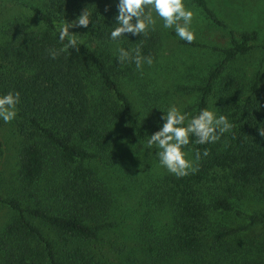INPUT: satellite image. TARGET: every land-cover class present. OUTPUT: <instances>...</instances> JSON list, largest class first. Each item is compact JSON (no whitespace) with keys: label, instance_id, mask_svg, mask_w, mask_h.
<instances>
[{"label":"trees","instance_id":"16d2710c","mask_svg":"<svg viewBox=\"0 0 264 264\" xmlns=\"http://www.w3.org/2000/svg\"><path fill=\"white\" fill-rule=\"evenodd\" d=\"M189 2L214 24L221 23L207 0ZM84 8L93 13L95 26L90 22L86 29L69 31L83 39L85 47L52 59L48 49L61 46L56 26L63 19L74 20ZM32 9L42 28L13 24L0 41V94L20 93L16 129L21 137L18 190L14 195L0 194V205L16 213L0 236V264H105L90 244L114 227L115 198L99 179L96 164L115 163L117 145L123 142L120 140L126 138L139 145L157 129L159 112L151 100H135L121 86L128 75L144 74L148 66L139 72L132 63L117 62L116 44L107 38L114 22L115 0H42L40 7ZM130 39L121 37L120 45H140L143 55L157 58V30ZM256 40L254 30L230 32L221 61L203 84L189 87L198 91L193 112L208 106L226 65L246 54ZM259 46L264 50V42ZM92 75L99 83L94 97L87 85ZM232 86L231 80H223L225 92ZM217 106L219 113L231 121V131L215 143L190 145L208 152L195 173L180 178L167 173L151 183L139 206L141 213L129 212L140 218L145 239L142 248L121 241L124 254L110 264H171L177 258L185 264L187 257L201 263L238 231L211 230L209 208L234 212L229 195H242L237 186H252L264 198V79L251 80L240 100H229L221 94ZM49 161L65 170L45 180ZM27 199L36 201L26 204ZM160 212L168 214L169 228L164 235L153 237L154 218ZM247 217L252 224L264 223V211ZM35 221L53 237H47Z\"/></svg>","mask_w":264,"mask_h":264},{"label":"rangeland","instance_id":"374dc122","mask_svg":"<svg viewBox=\"0 0 264 264\" xmlns=\"http://www.w3.org/2000/svg\"><path fill=\"white\" fill-rule=\"evenodd\" d=\"M41 2L42 0H0V41L4 38V31L13 24L27 29H41L42 25L37 22L32 9L40 7ZM207 4L220 24H214L205 12L191 5L188 0V6L192 7L195 13L194 45L183 43L170 31L158 28L160 45L153 65L148 66L144 74L128 75L125 83L121 85L135 100L149 98L156 106L158 116L160 110L170 103L185 104L191 101L187 104L186 110H193L198 99V91L189 87L203 84L209 72L221 61V50L229 46L230 32L254 30L257 33V40L255 46L246 54L226 65L208 102L210 98L217 97L215 101L217 106L221 94L229 100H240L247 94L251 80L264 79V50L259 46L264 42V0H207ZM224 79L233 82V86L226 92L222 88ZM87 85L88 92L94 97L99 86L97 78L92 75ZM216 110L219 113L218 106ZM16 126L17 116L9 123L0 120V194L3 196L14 195L18 190L17 170L21 137ZM155 126L158 128L159 119ZM125 140H120L123 142L117 145L118 155L115 157V163L96 164L99 179L109 187L111 197L115 198L112 207L114 227L102 234L101 239L96 243L90 244L95 254H101L105 264H110L111 261L116 263L122 257L124 253H122L121 241L136 244L133 245L135 249L142 248L145 239L141 232L143 228L140 230L142 226H139L140 218H135L129 212L137 210L141 213L139 206L146 199V190L152 182H156L168 173L159 166L154 153L144 148V143L133 145L126 138ZM52 164V161H49L44 170L45 180L65 170L62 165ZM237 188L242 195L240 193L239 196L229 195L235 211L222 212L209 208V226L213 231L222 228H234L238 231L223 241L222 248L211 251L209 258L203 262H194L192 258L187 257L185 264H243L248 261L264 264V223L252 224L247 217L264 211V198L252 186H237ZM35 201L27 199L25 203L32 204ZM15 216L13 210L0 205V236L5 226ZM168 219V214L164 212L155 215L153 237L164 235L169 228ZM35 223L43 229L47 237H53L45 226L37 221ZM1 257H3L2 248H0ZM175 260L178 261H173L171 264H184L179 258ZM141 264L145 263L141 262Z\"/></svg>","mask_w":264,"mask_h":264},{"label":"clouds","instance_id":"9594fccd","mask_svg":"<svg viewBox=\"0 0 264 264\" xmlns=\"http://www.w3.org/2000/svg\"><path fill=\"white\" fill-rule=\"evenodd\" d=\"M115 15L112 27L107 34L109 41L116 44L118 63H132L135 69L142 72L144 66H152L154 59L151 54L143 55L141 46L123 47L121 37L147 36L158 28L168 30L180 41L191 44L196 39L193 27L195 16L188 0H115ZM93 13L85 8L74 20L63 19L57 26L59 48L48 49V55L56 59L61 53L69 54V50L79 52L85 41L69 31L71 28H88ZM46 27V25H45ZM217 97L210 98L207 107L198 111H188L187 104L170 103L160 110L159 126L151 134H147L144 148L154 153L159 166L168 173L180 178L195 173L199 168L202 156H207V149L201 152L190 145L212 144L221 136L229 133L232 123L226 115L218 113L215 106ZM20 103L19 91H8L0 94V120L4 123L13 121ZM146 115L143 116V118ZM264 135V130H261ZM155 150V151H153ZM194 153V155H190Z\"/></svg>","mask_w":264,"mask_h":264}]
</instances>
